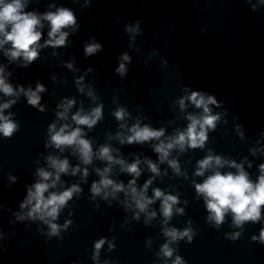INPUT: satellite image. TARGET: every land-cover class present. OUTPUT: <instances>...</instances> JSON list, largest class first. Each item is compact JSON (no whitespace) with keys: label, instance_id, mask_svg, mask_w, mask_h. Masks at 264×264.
<instances>
[{"label":"water","instance_id":"1","mask_svg":"<svg viewBox=\"0 0 264 264\" xmlns=\"http://www.w3.org/2000/svg\"><path fill=\"white\" fill-rule=\"evenodd\" d=\"M57 7L71 9L77 21L75 30L66 29L69 35L63 46L39 49L26 67L20 59L10 62L0 52V65L10 74L14 88L34 89L39 82L45 89L39 101L43 111L28 104L23 94L4 110L12 113L18 128L10 137L0 136V264H171L177 255L185 264H264V244L251 239L264 226V206L260 221H245L237 228L229 213L216 226L207 221L203 198L193 187V182L200 183L210 174L206 170L204 176L194 175L197 161L209 150L223 159L244 162L253 181L259 175L258 165L264 163V4L260 0H29L25 11L44 13ZM44 25L40 43L48 31L46 21ZM132 26L138 27L136 33L126 31ZM91 42L101 48L85 55L84 46ZM125 53L130 60L121 76L115 69ZM69 62L71 69L66 66ZM81 76L84 92L75 84ZM89 90L93 96L87 95ZM193 90L216 99L217 104L210 107L220 118L207 132L203 147L170 150L169 159L177 160L181 174L158 161L151 146L156 141L121 144L116 138L117 132H126L137 119L154 129L164 128L165 137L185 129L187 114L200 109L187 104L181 110L177 100ZM12 98L0 94V102ZM65 99L74 103L69 119L61 121L57 105ZM97 105L102 106V118L91 129L80 126L85 138L94 152L108 144L118 149L113 155L126 162L147 157L158 163L160 175L152 174L143 162L139 165L144 170L136 186L139 189L153 176L147 196H152L153 188L178 196L175 207L183 208V213L174 208L167 224L161 223L158 199L149 205L156 216L145 223V213L136 219L133 213L138 210L122 203L124 192L115 199L93 198L90 186L100 178L95 169H103L106 161L94 156L91 164L82 165L70 147L63 152L45 147L49 124H72L73 113L88 112ZM121 107L128 116L117 121L113 112ZM252 149L260 151L253 154ZM49 154L66 158L70 167L80 164L88 170L84 180L79 173H61L56 187L48 190L60 192L73 184L81 189L59 211L54 223H70L55 235L49 234L43 221L18 220L15 215L26 211L19 207L26 186L38 179V168L48 169ZM219 170L236 171L228 165ZM9 176L16 180L10 181ZM109 178L127 185L132 177L114 164ZM165 227H190L193 232L191 242L185 237L170 243L174 251L168 258L157 255L167 239ZM234 232L240 235L230 239L228 234ZM101 237L106 242L94 261L93 245ZM109 241L114 244L111 249Z\"/></svg>","mask_w":264,"mask_h":264},{"label":"clouds","instance_id":"2","mask_svg":"<svg viewBox=\"0 0 264 264\" xmlns=\"http://www.w3.org/2000/svg\"><path fill=\"white\" fill-rule=\"evenodd\" d=\"M85 2L87 3V0ZM28 3L29 0H0V52H3L10 62L20 59L22 66L25 67L37 58L39 49L45 46H52L53 48L63 46L66 42V37L69 35L66 29L72 28L75 30L77 27L76 17L71 9L57 7L55 11H46L44 13H38L35 10L25 11ZM260 3L264 4V0H260ZM49 7L53 6L49 5ZM45 21L47 22L48 31L43 43H40ZM126 31L136 33L138 27H126ZM100 48L101 45L99 43L91 42L85 44L84 53L85 55H90ZM120 59L121 62L115 71L123 76L126 72L125 62H128L130 57L125 53L121 55ZM66 66L69 69L72 68L70 62ZM9 75L5 71V66L0 65V94L5 97H13L0 102V136L3 137H10L18 128V124L11 119L12 113L5 114L4 110L14 104L16 102L15 98H18L21 94L25 96L28 104L43 111V105L39 101L40 93L45 90L44 86L37 82L34 89L31 87L24 88L20 85L14 88L8 80ZM82 81L83 76L76 79L75 84L79 91L84 92ZM87 95L93 96L91 90L87 92ZM73 103V99H65L57 105L61 109L56 114L59 120L69 119L68 113ZM177 104L181 110L185 109L187 104H191L196 109H200V112L187 114L188 124L186 128L176 131L175 135L165 137L164 128L154 129L147 124H141L140 120L137 119L135 123L127 128L126 132H117L116 138L121 144L156 141L151 146L158 155V161L160 163L167 162L174 173L181 174L177 160L169 159L170 150L176 148L179 151H184L186 146L190 148L203 147L207 139V132L215 128L216 122L220 117L219 114H214L210 107V105L217 104L216 99L212 95H207L200 91L193 90L188 92L177 100ZM113 115L117 121H123L128 116V112L121 107L117 108ZM101 118L102 106L97 105L88 112H84L81 109L73 113L70 117L72 124L61 123L57 127L56 122L53 121L48 126V138L45 141V147L51 146L60 152H63L65 147H70L72 154L78 157L82 165L91 164L94 156L97 159L106 161V166L103 169H95L100 178L90 186L93 198L96 195H101L105 199L109 196L115 199L118 192H124L126 199L122 203L125 204L126 208L138 210L133 213V217L136 219L139 218L141 212L145 213V223L155 217L156 211L149 210V205L157 199L160 201V213L163 217L162 224H167L174 208L177 213H183V208L175 207L178 203V196L175 194H169L159 188H153L152 196H147V189L152 183L153 176H149L144 184L137 189L136 178L144 170L139 165L143 162L152 174L160 175L158 163L147 157H144L143 160L139 157H134L132 162H126L119 154L114 156L113 152L118 153V149H113L108 144L100 146L95 152L93 151L91 141L85 138L84 129L80 126H87L88 129H91ZM119 127L124 129L125 124L121 123ZM237 129H239V126H237ZM239 134L242 136V133ZM261 136H264V132L261 133ZM161 137H164V139H161ZM251 151L255 154L260 149H252ZM46 160L48 169L38 168L36 170L38 179L32 185L26 186V196L19 205L20 209H26V211L15 215L18 220H24L26 217L39 219L48 225L49 234L55 235L61 228L67 227L70 223V221H65L64 225L54 223L59 211L72 198L73 194L79 193L81 189L78 184H73L60 192L48 190L56 187L61 173H70L73 176L79 173L80 179L84 180L88 175V170L86 167L81 168L80 164L70 167L66 158L61 159L51 154L46 157ZM243 163L223 159L219 155H213L210 150L204 158L197 161L194 175L204 176L206 170L210 174L204 176L200 183L193 182V187L197 195L203 198L205 209L208 213L207 221L216 226L221 224L225 215L229 213L232 216V225L237 228L245 221L256 222L261 220V206H264V163L258 165L259 175L255 181L249 178ZM114 164L120 166V171L131 175L132 178L127 185L109 178V173ZM225 165L235 168L236 171L222 173L219 169ZM248 166L251 167V162H248ZM9 180L14 182L16 177L9 176ZM46 192L47 196L45 195ZM162 231L167 239L161 245L157 255L165 258L173 256L174 250L170 247V243L185 237L189 242L192 240L193 232L190 227H186L183 230L165 227ZM228 235L230 239H236L240 233L234 232ZM251 239L264 244V226L261 227L258 235H253ZM105 242L106 238L104 237L94 242L92 256L94 261L97 260L99 250ZM108 247L111 249L114 244L109 241ZM171 264H185V261L177 255Z\"/></svg>","mask_w":264,"mask_h":264}]
</instances>
